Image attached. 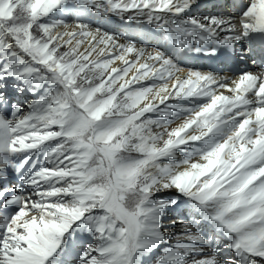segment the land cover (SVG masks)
<instances>
[{
	"label": "snow or ice",
	"instance_id": "snow-or-ice-1",
	"mask_svg": "<svg viewBox=\"0 0 264 264\" xmlns=\"http://www.w3.org/2000/svg\"><path fill=\"white\" fill-rule=\"evenodd\" d=\"M196 2L0 0V109L9 82L35 97L0 111V180L33 189L0 185V264H66L84 236L78 264H145L181 200L194 215L156 264H264V68H183L83 22L143 18L209 55L264 43V0L238 16L190 15Z\"/></svg>",
	"mask_w": 264,
	"mask_h": 264
},
{
	"label": "bare ground",
	"instance_id": "bare-ground-1",
	"mask_svg": "<svg viewBox=\"0 0 264 264\" xmlns=\"http://www.w3.org/2000/svg\"><path fill=\"white\" fill-rule=\"evenodd\" d=\"M215 10H219V8L214 9L212 12L209 11V12H207V14H203V15L197 14L196 16L202 17L205 15H223L222 13L219 14ZM236 15L238 16L239 14H236ZM226 16H228V15H226ZM63 18L66 20V23L68 25L74 26L75 19L73 18V16H65ZM139 21H145V22H139ZM84 23L88 24L92 30H95L96 28H100L102 32H109V33L115 34L117 41L121 44H127L129 42H132L136 45L137 48H144L146 50V52H154L155 50L158 49V46H154L152 48V47H149L147 45L139 44L137 39L134 37L132 30L129 28L130 25H135L136 29L141 34H144L147 36L154 35V34H149V32H148L149 29H148V26L146 24L147 23L146 19L142 18V19L137 20V21L129 22L124 18L112 16V17L108 18L107 20L92 19V23H88V22H84ZM237 23H238V21H237ZM57 30L63 31V29H57ZM160 37L162 38V34ZM77 38H79V37H77ZM85 47H87V43L85 44ZM114 51L118 52L119 49L118 48L114 49ZM172 52H173L174 58L177 59L178 63H180V65L183 68H190V67H186L187 62L189 61V62L193 63L191 68H196V69L204 70V71L212 70V71H215L217 73H220L221 75H227V76L233 77V78L237 77L241 72H244V71L257 72L261 68H264V64H260V66L256 67L253 63H251V61L247 60L243 55H237L236 50L230 49V48H225L223 46H221L218 49V52L215 55L196 53V52L188 51V50L179 51L180 52V55H179L177 53V50L174 48H172ZM134 58H135L134 53L128 55V59L130 61L133 60ZM141 62H143V61H141ZM196 64H199L200 67H196L195 66ZM116 66H122V63L117 61ZM130 75H131V73H130ZM25 112H27V109H23V113H25ZM7 113H8L7 118H12L11 112L7 111ZM17 118H19V117H17ZM179 123H180V121L178 120V121L174 122L171 125V127H175ZM11 179L12 180L15 179V175L13 176V175L9 174L8 179H7V183H8L9 187H11V184L13 182ZM0 185H3L2 180L0 181ZM28 188H29L28 193H31L33 189L29 186H28ZM12 194H15V193H10V195H12ZM173 195H175V194H170L169 191H163V192L157 193L154 198H156V199L165 198L166 199V198L172 197ZM187 210H189V211H187ZM183 213H189L191 216L194 215L190 209L181 208L180 206L168 208L165 211L163 218L169 216L170 214H172L174 217H172L170 219V221L167 220V221L163 222V220H162L163 231H164V229H166L167 231L170 230V229L164 228V226H166V225H169V226L174 225L175 226L176 224L179 225L181 223L179 225L180 229H178L181 232L182 225L184 223L188 222V220H181V218L183 217ZM171 230H177V229L171 228ZM197 230L198 229L196 226H192L191 231L195 232ZM203 230L204 231L208 230L207 226H203ZM165 234L167 237L166 242L163 243L159 248L154 250L150 256L145 258V264H156L157 258L163 254V249L170 247L173 244H175L176 238H174V236H176V235H173V233H166V232H165ZM79 238H80V241H78L75 249H78L80 247L82 248L83 244L85 242H88V243L92 242V240L87 236L79 237ZM73 251L67 256L66 264H78L77 255H75L73 253ZM204 254L205 255L211 254L208 247L205 248ZM197 258H199V257H197Z\"/></svg>",
	"mask_w": 264,
	"mask_h": 264
},
{
	"label": "rangeland",
	"instance_id": "rangeland-1",
	"mask_svg": "<svg viewBox=\"0 0 264 264\" xmlns=\"http://www.w3.org/2000/svg\"><path fill=\"white\" fill-rule=\"evenodd\" d=\"M74 18V17H73ZM75 19V18H74ZM83 22H88V23H92V19H85ZM148 46V45H147ZM150 47V46H149ZM158 49L160 50V51H163V49H161V48H159L158 47ZM63 50V49H62ZM149 115H152V114H149ZM158 118V117H157ZM178 121V120H177ZM176 122V121H175ZM11 174V173H10ZM13 183H16V182H13ZM3 185H7L5 182H4V184ZM13 185V186H12ZM11 187H17V186H15V184H11ZM27 188V189H26ZM23 191V193L24 194H28V191H29V188H28V186L27 185H24V189L22 190ZM26 191V192H25ZM32 192H33V190H32ZM169 193L170 194H175V192L173 191V190H171V191H169ZM16 194V193H15ZM172 217H174L172 214H170L169 216H167V217H165V218H163V222L164 221H167V220H169L170 221V219L172 218ZM181 224V223H180ZM179 224V225H180ZM179 225L178 224H176L175 226L174 225H166V226H164V228H167V229H170L169 231H167L166 229H164V232H166V233H173V235H176L177 233H179L180 231L178 230V229H180L179 228ZM171 228H176L177 230H171ZM174 238H176V236H174ZM78 241H80V238L78 237L77 238V243H78ZM81 250V247L80 248H78V249H75L74 251H73V253L75 254V255H77V252L78 251H80Z\"/></svg>",
	"mask_w": 264,
	"mask_h": 264
}]
</instances>
